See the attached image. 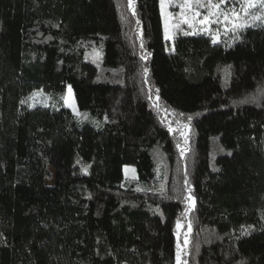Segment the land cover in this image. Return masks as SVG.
<instances>
[{"label":"trees","instance_id":"1","mask_svg":"<svg viewBox=\"0 0 264 264\" xmlns=\"http://www.w3.org/2000/svg\"><path fill=\"white\" fill-rule=\"evenodd\" d=\"M159 9L0 0V264H176L185 239L187 264H263L264 25L179 33L162 73Z\"/></svg>","mask_w":264,"mask_h":264},{"label":"snow or ice","instance_id":"2","mask_svg":"<svg viewBox=\"0 0 264 264\" xmlns=\"http://www.w3.org/2000/svg\"><path fill=\"white\" fill-rule=\"evenodd\" d=\"M236 2L240 6V11L237 12L236 8L233 7L231 10L222 7L228 3V0H183V3L177 5L182 10L183 15V23L188 24L190 28L194 27L193 21L199 23L202 27L200 31L211 34V29L208 27L211 24L223 23L226 25L225 32L232 31H242L248 27L257 26V24L264 25V0H236ZM161 12L164 15L166 8L168 7L167 0H160ZM128 7L133 9L134 11V0H128ZM200 9H205L206 14L203 15V19L197 21V17L201 16ZM173 29L179 28V24L172 25ZM185 35L197 34L196 31L193 32H185ZM174 32L170 31L169 24L167 18H165V30L164 36L165 39H172ZM218 33L212 34V42H218ZM239 37H237L238 39ZM99 56V53H96ZM147 72V69H145ZM39 95V93H34L33 97L29 99H34L35 96ZM65 100V104L68 106H73L71 104L72 99V89L71 86L68 88L67 95L63 97ZM21 103H25V101H21ZM32 106V105H30ZM47 107V104L44 105ZM74 114L80 115L73 106ZM190 119V118H189ZM171 131V129H170ZM181 155H183V150L181 151ZM86 173V169H84ZM127 172L128 169H125ZM189 202H191L194 207V200L191 196L186 198ZM177 227H180L178 222ZM191 230V225H189V231ZM188 245V240L185 239L183 248L181 245L177 243V251H176V264H187L185 260L182 259V255H186V248Z\"/></svg>","mask_w":264,"mask_h":264},{"label":"rangeland","instance_id":"3","mask_svg":"<svg viewBox=\"0 0 264 264\" xmlns=\"http://www.w3.org/2000/svg\"><path fill=\"white\" fill-rule=\"evenodd\" d=\"M158 2H159V8H160L159 9L160 10V20H159L160 46L162 50L159 55V68L160 70H162V73L167 72L171 66V62L169 60V52L172 46V41L176 37L177 34L196 31L197 33H201L203 37H206L207 35L212 37V34L218 33L219 34L218 40H220L224 36V34H226L225 32L226 25L223 23H216V24L209 25L208 27L211 29V34H206L200 31V28L202 26L196 21L192 22L194 25V27L192 28H190L188 24L183 23L182 22L183 21L182 10L180 7L177 6L183 3V0H167L168 7L166 8L164 15H162V12H161L160 0H158ZM222 7L227 8L228 10H231L233 7H235L237 12L240 11V6L236 2V0H228V3L226 5H223ZM199 11L201 12V16L197 17V21L200 19H203V15L206 14L205 9H200ZM165 18H167L168 20L170 31L174 32L173 38L170 40L165 39V36H164ZM115 21H116L115 13L112 12V10L109 7H107L106 31H109L111 30V28L112 29L114 28ZM175 24H179V28L173 29L172 25H175ZM69 86L70 84H66V86L64 87V97L67 95ZM40 103H44V101L42 100ZM64 103H65V100H64ZM71 104L74 106V108L78 112L79 109L75 102L73 90H72ZM65 106L68 109H70L72 112H74L73 106H68L66 104ZM224 116L225 114H219V115H215V116L208 118L204 124L203 130L205 132L216 131L219 127V124H220L219 122L224 118ZM45 183L48 185H52L54 183V168L52 167V165H48L46 168ZM254 252L257 254L254 255L253 258H258L260 262L264 264V239L261 240L257 244L256 250Z\"/></svg>","mask_w":264,"mask_h":264}]
</instances>
